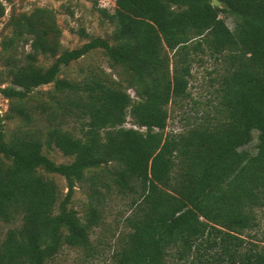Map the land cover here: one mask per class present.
<instances>
[{"label": "trees", "instance_id": "1", "mask_svg": "<svg viewBox=\"0 0 264 264\" xmlns=\"http://www.w3.org/2000/svg\"><path fill=\"white\" fill-rule=\"evenodd\" d=\"M88 1L112 29L72 49L51 9L5 22L0 264H46L63 247L93 254L113 198L128 211L109 264H264V0H114L111 13ZM95 51L117 80L95 68L61 75ZM168 105L195 116L166 132ZM54 149L66 161L48 157Z\"/></svg>", "mask_w": 264, "mask_h": 264}, {"label": "rangeland", "instance_id": "2", "mask_svg": "<svg viewBox=\"0 0 264 264\" xmlns=\"http://www.w3.org/2000/svg\"><path fill=\"white\" fill-rule=\"evenodd\" d=\"M4 7V14L0 18V38L4 35L3 28L5 22L11 11L29 12L34 7H43L51 9L54 12L55 21L57 26L61 30L59 43L62 49H72L78 47L82 43L86 42L93 37L107 38L111 32V25L103 19L100 14L92 8L91 3L88 0H0ZM99 8L105 9L108 13H111L114 8V0H98ZM224 23L229 29H232V19L228 16L221 15ZM81 32L86 34V37L81 35ZM27 50V47H25ZM49 60L46 61L48 63ZM103 70L109 73L112 79L117 78L112 74V71L108 69L105 58L98 52H92L83 59L71 63V65L64 69L62 76L69 79H80L82 73L88 72L91 69ZM193 75L195 79L191 80L190 89L192 96L198 98L201 91L199 85L200 77L203 75L202 71L197 70ZM203 88V87H202ZM40 91H47L49 86H43L38 88ZM132 95L131 91H128ZM172 106L168 105V110L171 111L170 119L167 121V127L165 131H177L180 129L181 122L178 121V117H186L191 121L195 115L194 110H188L187 108H177L172 110ZM184 111V112H183ZM7 112V101L0 97V114L3 115ZM14 122L7 123V130L13 128ZM125 127H130L127 119L124 124ZM256 133H252V138L249 144L244 149L253 153L255 151ZM56 163L66 161L58 151L51 150L48 154ZM54 180L58 185L61 196L65 193L64 181L58 176H54ZM86 188H75L71 198L70 205L78 213H82L83 203L85 202L84 193ZM127 204L125 201H120L118 198L110 201L106 208V213L103 216L101 225L93 232L91 238L93 240V246L95 252L91 255H87L83 250L71 249L63 247L55 255V257L48 261L46 264H109L110 255L117 246V237L123 233L121 228L122 217L127 214ZM264 210L260 212L259 222L261 224L258 237L260 238L264 233Z\"/></svg>", "mask_w": 264, "mask_h": 264}, {"label": "water", "instance_id": "3", "mask_svg": "<svg viewBox=\"0 0 264 264\" xmlns=\"http://www.w3.org/2000/svg\"><path fill=\"white\" fill-rule=\"evenodd\" d=\"M211 3H212L213 5L218 6V7H221V8H227L226 5H224V4L220 3V2H218L217 0H211Z\"/></svg>", "mask_w": 264, "mask_h": 264}]
</instances>
